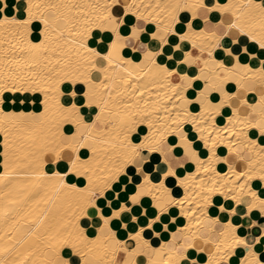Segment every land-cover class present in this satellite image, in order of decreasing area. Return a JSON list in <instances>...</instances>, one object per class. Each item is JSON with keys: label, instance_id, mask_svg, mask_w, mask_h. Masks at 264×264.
Returning a JSON list of instances; mask_svg holds the SVG:
<instances>
[{"label": "bare ground", "instance_id": "obj_1", "mask_svg": "<svg viewBox=\"0 0 264 264\" xmlns=\"http://www.w3.org/2000/svg\"><path fill=\"white\" fill-rule=\"evenodd\" d=\"M48 2H56V0H0V21L7 16L9 20L15 19L21 25L18 27L15 24L0 23V77H4L0 79V84L8 85L3 92H0V118L13 114L39 116L43 113L45 96L40 89L46 88L51 80L40 70L49 63L55 64L58 59L63 62L64 52L71 47L65 44L63 39L54 37L51 29L48 31L46 40L45 25L39 18L38 12L36 13L37 18L27 26H23V22L28 19L29 3ZM75 2L83 5H102L109 3L110 0H75ZM179 2L192 4L194 0H179ZM126 3L133 5L131 11L124 9V0H121L119 5H114L116 11L113 14L119 15L122 22L130 16L146 23L144 29L146 38L142 35L143 37L139 39L140 44L137 46L126 42L132 34H122L119 30L120 23L114 25L104 20L107 16L106 10L97 9L95 13H92L91 9L85 8L81 17L89 15L93 25H98L91 26V35L87 40L88 47L102 54H107L109 50H112V63L104 62L109 69L108 76L112 78L108 81L112 88V96L108 105L111 110L109 119L112 122L108 125L110 131L107 137L115 138L119 133L118 141L127 143L123 133L135 124V130L129 137L131 143L140 144L147 137L150 148L140 150L144 159L139 165H127L117 174L122 161L116 159L115 152L110 153L112 163H108V157H105V148L111 149L112 145L97 143L96 159L102 162L96 169L93 181L98 193L94 201L95 219L100 223L93 225L92 221H89V228L99 232L103 225V218L108 217V235L115 237V241L112 242H118L120 246L127 247L130 252L135 250L133 259L137 264H150V260L151 264H163L165 260H170L172 264H175L177 259L180 264H208L209 257L212 258L213 264H245L246 261L247 264H251L249 250L237 241L246 240L252 245V251L259 256L257 246L261 243V235H264V226L255 237L254 243V237L242 235L237 231L238 223L232 221V215L237 212L240 205L243 206L244 202L246 203V214L251 215L256 211L258 207L249 212V203L253 198L248 193L249 191L261 193L255 183L264 189V152L260 151L264 147V133L260 128L264 124V111L257 112L258 121L252 120V116L250 118L244 111H255L253 101L248 98L251 95L258 100V103L264 105V94L254 93L255 85L260 84L264 88V73L260 72V62L264 60V54L258 44L253 45L252 41L242 42L240 48L248 46L249 54L240 52L243 58L239 60V67L235 72H221L218 66L213 65V61L224 60L223 49H214L213 56L209 57L205 53L192 72L184 71L190 77H194L191 84L184 87L182 91H174L175 84L181 81L158 74V67L160 65H166L169 68L176 67L184 59V54L190 52L194 42L207 49L215 41L210 34H206L181 42L178 34L182 33L174 26V31L168 35L169 44L165 45L167 50L164 51L158 47L160 41L158 38L153 39L152 33L157 30L158 23L162 28L167 27L171 9L164 10V6L176 3V0H126ZM33 11L36 12L35 9ZM183 12L190 15L189 19L192 18L190 9L182 10L180 16ZM196 23L202 27L199 18ZM183 24L186 27L184 31H187V23L183 22ZM98 34L100 35L98 41H102V38L108 39L103 48L92 44V38ZM64 36H68L67 31ZM42 41H44L43 44ZM113 41H116L115 47H113ZM175 43L186 44V47L183 51L176 50ZM141 45L145 46L143 50H141ZM149 53L155 54L154 63L146 59V54ZM129 60L134 63L129 64ZM232 60L233 62L227 65L229 68L237 63L235 56ZM205 61L208 62L207 66H205ZM245 65L251 71H246ZM126 68L127 72H125ZM179 72L181 75L184 74L182 71ZM33 73L39 74L34 76ZM203 73L210 76L209 80H202ZM11 76L32 78L38 82L39 87L36 91L31 89L20 91L18 88L13 92L11 90L12 81L8 79ZM223 77H229L222 85L223 91L213 88L208 92L204 104L208 110L201 116V103L196 97L188 95V89L199 80L201 82L198 89L200 95L206 83L219 86ZM69 86L63 87L61 91L70 92L71 85ZM26 92L39 93L41 99L27 100V96L32 95ZM177 96L180 100H177ZM222 99H226L223 104H221ZM236 100L237 104H235ZM16 102L29 103L31 107L28 110L16 111L12 108ZM217 106H219L218 109ZM49 108L48 117L44 118L45 131L48 130V120L53 114L56 115L54 122L58 123L60 118L56 113L55 100L51 96L49 97ZM90 114L95 116V112ZM12 124H15V121ZM5 126L12 128V125ZM39 127L40 125L37 126L38 129ZM69 128L73 132L76 131L75 126L70 123H65L59 128H52V131L57 136L71 135ZM225 128L229 132H224ZM200 129L204 130L205 139L211 137L207 139V143L205 139H201ZM95 134V132L92 133V135ZM133 134H136L137 138L135 135L133 138ZM194 139L200 141V147L195 145ZM89 142H85V146L80 149L79 154L82 160H87L92 155L91 149L87 147ZM41 143L42 141H38L37 145H33L23 129L19 127L14 129L13 137L10 139L7 169L14 174L8 177L12 189V195L8 199H24L31 194L34 185L40 183L47 185L31 203L30 210H27L21 217L25 228L28 224L40 221L39 227L34 229V234L29 237V242L34 246H38L37 241L43 240L47 235L45 229L54 223L58 216V206L67 194L53 191L58 183L56 180H41L24 175V173L39 170L49 173L66 171L69 166L68 161H55L54 157L48 162L42 161L39 150ZM230 143L232 144L231 149L229 148ZM0 147V176H2L5 173L3 132H0ZM237 152L245 159L240 160ZM170 153H175V155L184 153L188 158L176 166L169 159L168 154ZM146 161H152L151 170L144 168L143 163ZM61 162L66 166L65 170L59 169ZM230 165L234 169L232 172L229 170ZM130 166H135L136 171L130 172ZM93 167L96 165L93 164ZM138 167L144 169L143 174L137 170ZM169 168H171L170 172ZM100 169L104 171L101 172ZM180 172L185 173L186 176L182 178ZM165 173L168 175L165 176ZM238 173L245 175L239 179ZM122 175L130 176V183L124 184L122 190L118 191L114 185ZM113 176L115 179L112 178ZM145 176L149 178L147 181ZM64 183L66 185L77 184L78 187L83 188L88 184V177L72 174L71 178H65ZM106 184L107 187H105ZM101 188L104 189L102 195L99 194ZM133 197L136 199L133 200ZM260 198L264 199V196ZM6 202V198L0 196V206L5 205ZM133 205L141 207L140 216L142 220L148 218L147 223L141 225L140 217L131 213ZM105 206L111 207H109L110 216H106ZM162 206L163 210H161ZM41 212L48 214L46 217H41ZM114 212L119 215L113 216ZM129 222L136 224L135 229H128ZM160 228L168 232L174 228L178 230L172 232L171 239L166 241L160 235ZM3 230L4 225L0 223V232ZM137 233L140 234L139 237ZM16 235L19 236L20 231H17ZM178 241H181L179 245ZM201 248L205 250L201 251ZM31 250L25 246L24 254L26 255ZM104 251H109V249L93 253L94 256L99 257L100 264H108L110 259V251L109 255H104ZM20 259H23V255Z\"/></svg>", "mask_w": 264, "mask_h": 264}, {"label": "snow or ice", "instance_id": "obj_2", "mask_svg": "<svg viewBox=\"0 0 264 264\" xmlns=\"http://www.w3.org/2000/svg\"><path fill=\"white\" fill-rule=\"evenodd\" d=\"M120 3L121 0H110L109 3L102 5H83L76 3L75 0H56V2L29 3L28 5V19L23 22V26H27L33 19L37 18L36 13L38 12L39 18L43 20L45 25L46 40L48 39V31L51 29L54 37L63 39L65 44L71 45V47L64 52L63 62L58 59L55 64L49 63L40 70L44 76L49 77L51 80V83L46 88L40 89L45 96L44 112L39 116H24L23 114L17 116L13 114L0 118V132H3L4 135L5 149V173L0 176V196H4L7 201L5 205L0 206V223L4 225V230L0 232V264H100L99 257L94 256L93 253H99L106 248L110 251L108 264H137L133 259L135 250L130 252L127 247H121L118 242L110 244V240L115 241V237L111 234L105 235L109 224L108 217L103 218V225L100 227L99 232L89 228V221H92L93 225L100 223L95 219L94 201L98 193L93 181L96 169L102 162L96 159L98 152L97 143L112 145L111 149L105 148V157H108V163H112L110 153L115 152L116 159L122 161L117 174L123 171L127 165H139L144 159L140 150L150 148L147 137L140 144L131 143L129 137L135 130V124L123 133L125 141H128L127 143L118 141L119 133L115 138L107 137L110 131L108 125L112 122L109 119L111 110L108 107L112 96V88L108 81L112 78L108 76L109 69L104 62L112 63V50H109L107 54H102L88 47L87 40L91 35V26L98 25H93L89 15L81 17L85 8L91 9L92 13H95L97 9H102L107 11V16L104 18L105 21L112 22L114 25L119 24L122 21L119 16L113 15V12L116 11L114 5H119ZM132 7L133 5L127 4L126 0H124V9L126 11H131ZM167 9H171L167 27L162 28L158 23L157 30L152 33L153 39H159L160 44L158 47L162 50H167L165 45L169 44V33L174 31V26H179L182 22L187 23L188 30L180 29L182 34L178 35L181 42L193 39L194 36H204L206 34H210L215 41L207 49L203 45L194 42L192 47L193 49H199L200 56L192 52L185 53L184 59L176 67L169 68L166 65L158 67V74H163L166 78L179 77L181 83L175 84L174 91H182L194 79L187 72L181 75L178 69L182 70L184 63H199L201 56L205 53L207 56L212 57L214 49H223L225 59L213 61V65L218 66L221 72H235L239 67V60L243 58L240 52L242 51L246 55L249 54L250 48L248 46L243 49L240 48L242 42L252 41L253 45L258 44L259 49L264 54V0H227V2H223V0H215V2L213 0H194L192 4H182L179 0H176L174 4L165 5L164 10ZM184 9L191 10V19L187 15L180 16L181 11ZM217 13H219V16L216 15ZM197 18L203 21L202 27L199 23H196ZM213 20L216 22L213 23ZM0 23L21 26L15 19L9 20L7 16ZM197 29L199 30L197 31ZM65 31L68 32L67 37L64 36ZM140 31L142 29L134 27L132 35L137 36ZM41 43L43 44L44 41ZM115 44L116 41H113V47H115ZM140 47L143 50L145 46L141 45ZM174 47L176 50L183 51L186 44L175 43ZM154 55L151 53L146 54V59L152 60L154 63ZM234 56L237 63L232 64V67L229 68L227 65L232 63ZM170 59L172 58L170 57ZM128 63L132 64L134 62L129 60ZM207 63L205 61V66H207ZM260 64V72L264 73V60ZM244 68L246 71H251L247 65ZM127 71L128 69L126 68L125 72ZM37 74L39 73H33L34 76ZM228 78L223 77L219 86L216 84H205L204 89L201 90L200 95L197 97L201 103V116L208 110L204 107L208 92L213 88L223 91L222 85ZM0 79H4V77H0ZM8 79L12 81L11 90L13 92L17 91L18 88L20 91L28 89L36 91L39 87L38 82L32 78L24 79L11 76ZM69 84L71 85L70 92L61 91L63 87ZM6 87H8L7 84H0V92H3ZM50 96L55 100L56 113L59 114L60 118L58 123L54 122L56 115L53 114L48 120V130L45 131L43 124L45 122L44 118L48 117L50 111ZM177 100H180L179 96H177ZM225 102L226 99L221 100V104ZM218 108L219 106H217ZM91 112H95L94 117L90 114ZM13 121H15V124H12ZM65 123L74 125L76 131L73 132L69 128L68 131L71 132V135L61 134L57 136L52 131V128H59ZM5 125H12V128ZM38 125H40L39 129L37 128ZM17 127L28 134V139L33 145H37L38 141H42L39 145L40 159L42 161L48 162L49 159L54 157L55 161L67 160L69 165L66 171L49 173L39 170L24 173V175L33 176L41 180H56L58 183L53 191L67 194L58 206V216L54 223L45 229L47 235L43 240L37 241L38 246H34L33 243L29 242V237L34 234V229L39 227L40 221L37 220L32 224H28L25 228L21 217L27 210H30L31 203L47 185L44 183L34 185L31 194L24 199H8L12 195L8 177L14 175L7 171L9 149L11 147L10 139L13 137V130ZM260 128L261 132L264 133V124ZM203 131V129H200L201 139H205ZM93 132L96 134L92 135ZM224 132H229V130L225 128ZM229 134L232 135V133ZM207 139H211V137L209 136ZM207 139H205V143H207ZM87 141H90L87 147L91 149L92 155L87 160H82L79 154L80 149L85 146ZM252 143L254 144L255 142L253 141ZM229 148H232L231 143ZM260 151L264 152V147ZM237 156L240 160L245 159L239 152H237ZM93 164L96 167H93ZM137 170L143 174L142 168L138 167ZM229 170L230 172L234 171L231 165ZM100 171L102 172L104 169H100ZM170 171L171 168H169ZM72 174L88 177V184L83 188L78 187L77 184L66 185L64 183L65 178H71ZM167 175L168 173H165V176ZM244 175V173H238V178L242 179ZM112 178L115 179V176ZM148 179L145 176V180L147 181ZM105 187H107V184ZM103 191L104 189L101 188L99 194L102 195ZM248 195L253 198L252 202L249 203V212L253 208L258 207L261 213H264V199L260 198L264 196V192L258 194L255 191H249ZM135 199L136 197H133V200ZM161 210H163V206ZM47 214V212H41L40 216L46 217ZM117 215L119 213H113V216ZM252 223L255 224V221ZM17 231H20L19 236L16 235ZM139 235L137 233V237ZM237 242L243 244L249 250L251 264H264V254L257 256V253L252 251V245L246 240H238ZM253 242L255 243V237ZM260 242L264 243V235H261ZM25 246L32 249L26 255L24 254ZM204 250L201 248V251ZM109 251H104V255H109ZM22 255L23 259H20ZM179 255L180 253L178 252L177 256L179 257ZM77 257L79 258L78 261ZM163 264H172V262L165 260ZM175 264H180L179 259H177ZM208 264H213L211 257H209ZM245 264H247V261Z\"/></svg>", "mask_w": 264, "mask_h": 264}, {"label": "crops", "instance_id": "obj_3", "mask_svg": "<svg viewBox=\"0 0 264 264\" xmlns=\"http://www.w3.org/2000/svg\"><path fill=\"white\" fill-rule=\"evenodd\" d=\"M113 15L119 16L117 14H113ZM185 15H187L188 18H190V15L188 13H186V12H183L181 14V17H183ZM216 15L219 16L218 14H216ZM120 20H121V18H120ZM212 22L215 23L216 21L213 20ZM200 24L203 26V21L202 20H200ZM134 27H139L140 29H142V31H140L137 34V36H133L132 35L131 38H127L126 42L128 44H132V45L137 46V45L140 44V42H139L140 37H143V36L145 37V35H144V29L146 28V23H144L142 20H137L135 18H132V17L128 16V17H126L124 19V21L122 23L119 24V30L124 35L132 34V29ZM176 28H177V30L180 31L181 28H183V30H185L186 27L184 26V24L182 22L179 26H176ZM99 37H100L99 34L96 35V36L94 35V37L92 38V44H96L100 48H103L105 46V44H106V42H107L108 39L107 38H102V41L99 40V41H101V42H99L98 41V39H100ZM255 50L257 51L258 50V47ZM190 52L194 53L197 56H200L201 55L200 52H199V49H193V47L190 49ZM202 56H204V55H202ZM224 59H225V56H224ZM232 62H233V60H232ZM195 66H198V63H196V64H187V63H184L183 66H182V70L179 69V71L184 72V71L187 70L189 72H192L194 70ZM171 67H173V65H171ZM180 74H181V72H180ZM173 78L175 80L180 81L179 80V77H173ZM209 78H210V76L207 75L206 73H203L202 74V80L203 81L209 80ZM200 86H201V82L199 80L196 81L195 82V85L193 87H191V88L188 89V95L190 97H193V98L196 97L197 98L199 96L198 89L200 88ZM254 93L255 94H259V93L260 94H264V88L260 84H257L254 87ZM241 95H243L242 92H241ZM248 98H249V100L253 101V104L255 105V111H253V112H250L248 110H244V111L248 114L249 117L252 116V118L250 117L252 120L258 121L259 120V117H258L257 112L262 111V110L264 111V105L262 103H258V100L257 99L255 100L254 96H252V95L249 96ZM237 103L238 102L236 100L235 101V104H237ZM30 107H31V105L29 103L16 102L15 104L12 105V108L15 109L16 111H19L21 109L28 110V109H30ZM194 142H195V145L197 147H200V141L199 140L194 139ZM178 155H175V153L168 154L169 159H170V161H171V163L173 165H176L177 166L178 164H180L182 162H185L187 160V158H188L187 155L184 154V153L183 154H178ZM64 161H67V160H64ZM63 164H64L63 162L59 163V169L60 170H63V169L65 170L66 166L63 165ZM143 166H144V168L146 170L147 169L151 170V168H152V161H146V162H144L143 163ZM133 170L136 171V167L135 166H130V172H132ZM143 173H144V169H143ZM180 176L182 178H184L186 175H185V173L180 172ZM127 183H130V176L128 177V176L122 175V176L119 177V180L115 183L114 188L116 190H118V191H121L122 188H123V186H124V184H127ZM170 184H173V182H170ZM255 186L258 187L261 192L264 191V189L261 188L258 183H255ZM244 203L242 204L243 206L240 205L239 206L240 208L238 207L237 212L232 215V221L238 223L237 231L240 234L245 235V236H250V237H256L260 233L261 228L264 226V213H261L260 209L258 208L251 215L250 214L248 215V214H246V208H245L246 203L245 204ZM137 206L138 205H133L131 207V209H132V210L130 209L131 210V213H133L135 215H138L140 217V219H141L140 220V224L141 225L147 223L148 222V218H146L145 220L144 219L142 220V218L140 216L141 207L140 206L137 207ZM107 207L106 206L104 207V212L106 213V216H110L111 213H110L109 209L111 207L110 206H107ZM248 218L251 219V220H249ZM253 219H255V221H256L255 224L252 223L253 222ZM245 222H247V223H245ZM134 226L136 227V224L129 222L128 229L129 230L130 229L133 230V229H135ZM177 230H178L177 228H174V229L171 230V232H168L167 230H165L163 228H160L159 229V232H160V235L162 237H164L166 241H169L171 239L172 232H176ZM108 233H109V230L107 228L106 231H105V235H108ZM180 242L181 241H178L177 242L178 245L180 244ZM114 243L115 242L110 241V244H114ZM257 249H258V251H259L260 254H264V243L258 244Z\"/></svg>", "mask_w": 264, "mask_h": 264}, {"label": "rangeland", "instance_id": "obj_4", "mask_svg": "<svg viewBox=\"0 0 264 264\" xmlns=\"http://www.w3.org/2000/svg\"><path fill=\"white\" fill-rule=\"evenodd\" d=\"M68 86H69V85H68ZM69 87H70V86H69ZM26 93H27V94H31V95L33 96V97H32V96H30V97L27 96V100H29V99H33V100H35V98H36V100L38 101V99L40 98V97H39V93H36V94H35L34 92H33V93H32V92H31V93H30V92H26ZM23 94H24V93H23ZM23 94H22V97H24ZM25 99H26V96H25ZM40 99H41V98H40ZM134 135H135V138H137L136 134H133V135H132L133 138H134ZM0 149H1V147H0ZM0 158H1V155H0ZM121 247H122V246H121ZM76 259H77V261L79 260L78 257H77Z\"/></svg>", "mask_w": 264, "mask_h": 264}]
</instances>
